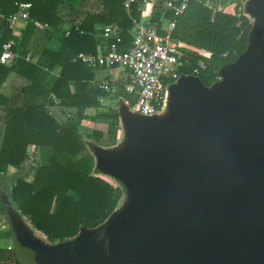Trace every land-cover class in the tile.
Returning a JSON list of instances; mask_svg holds the SVG:
<instances>
[{
	"label": "water",
	"instance_id": "obj_1",
	"mask_svg": "<svg viewBox=\"0 0 264 264\" xmlns=\"http://www.w3.org/2000/svg\"><path fill=\"white\" fill-rule=\"evenodd\" d=\"M249 10L247 47L221 81L182 76L168 117L123 108L127 146L93 147L97 169L132 190L123 212L57 249L15 223L31 264H264V0Z\"/></svg>",
	"mask_w": 264,
	"mask_h": 264
},
{
	"label": "trees",
	"instance_id": "obj_2",
	"mask_svg": "<svg viewBox=\"0 0 264 264\" xmlns=\"http://www.w3.org/2000/svg\"><path fill=\"white\" fill-rule=\"evenodd\" d=\"M79 1L0 0V56L3 45L11 40L14 41L12 51L16 54L10 66L0 61V84L13 71L30 81L23 87L21 106L10 105L7 97L0 93V104L7 108L0 148V171L6 173L11 166L21 167L28 158L30 145L52 150L47 162L34 168L32 181L18 178L10 193L11 205L15 203L21 215L30 217L32 226L46 236L47 245H53L56 240L72 239L83 228H95L111 216L118 204L115 186L93 173L96 160L79 130L81 120L88 117L82 111L99 107V97H107L108 92L92 86V68L75 58L79 53L96 54V23L116 24L124 40L130 42L129 30L140 21L138 5L143 0L133 2L130 10L124 6L125 0H101L108 10L107 16L88 14L79 26H71L64 31L65 20L60 10L66 6L69 11H74ZM21 3H29L30 7L27 9V25L18 37L13 34L7 19L19 12ZM165 17L176 20L175 40L212 53L207 60V68L199 75L208 87L216 81L219 68L236 61L245 51L253 25L239 10L237 14L227 13L204 0H189L182 13L177 15L175 11L167 10ZM161 19V15L153 13L151 22L160 23ZM39 25L51 27L57 33L60 45L56 49L46 47L42 59L34 62L27 59V47ZM191 56L201 57L197 53ZM58 65L61 66L60 75L48 88L41 83L42 72ZM189 71L185 69L186 73ZM72 83L74 92L71 91ZM118 94L131 103L136 102V98L125 94L123 89ZM54 97L60 99L62 105L78 107V115L66 122L55 119L47 109ZM119 116L123 119L122 111L120 115L116 112L102 116L115 121L108 127L109 134L115 133ZM90 137L100 141L104 132L96 129ZM4 203L0 195V211L4 209ZM11 220L12 225L16 222L21 224L16 217ZM25 231L31 238L26 228ZM15 235L19 241L17 231ZM18 247L26 262L31 264L20 244ZM14 256V248H0V260H11Z\"/></svg>",
	"mask_w": 264,
	"mask_h": 264
},
{
	"label": "built area",
	"instance_id": "obj_3",
	"mask_svg": "<svg viewBox=\"0 0 264 264\" xmlns=\"http://www.w3.org/2000/svg\"><path fill=\"white\" fill-rule=\"evenodd\" d=\"M136 1L125 0V8L130 10L132 3ZM161 1L164 2V8L160 23H138L131 33L130 42L124 40L117 25H106L103 28V36L107 40L104 51L98 54L79 53L75 58L82 60L90 68L120 67L123 71L120 87L125 94L136 98L129 111L149 117L160 116L165 112L172 85L182 76L199 77L207 68V60L212 56L206 49L177 41L173 37L176 20L165 17V14L167 10H173L177 15L182 13L189 0H181L179 4V0H144V4H157ZM29 7V3H21L19 12L9 16L10 28L13 29V22L18 17L28 19ZM13 45L12 40L3 45L1 63L6 64L14 60L16 54L12 51ZM193 53L201 57L194 58L191 56ZM185 69H189V73H186ZM221 80L222 76L218 75L213 84ZM98 87L108 93L118 90V84H112L108 79L98 84ZM126 104H129V101H126Z\"/></svg>",
	"mask_w": 264,
	"mask_h": 264
},
{
	"label": "crops",
	"instance_id": "obj_4",
	"mask_svg": "<svg viewBox=\"0 0 264 264\" xmlns=\"http://www.w3.org/2000/svg\"><path fill=\"white\" fill-rule=\"evenodd\" d=\"M163 8H164L163 1L158 2L157 4H151V3L144 4V0L140 1L138 5V9L141 12V18H140V21L136 22L133 28L129 30L130 36L138 23L151 22V17L153 13H157L161 15L163 12ZM88 14H96L98 16H107L108 10L105 9L103 2L101 0H80L76 10L74 11H69L66 6L65 7L63 6L60 10V15L65 20L63 30L67 31L68 28L71 26H79L85 20ZM7 20L9 21V19ZM13 23H14V27L13 29L11 28L13 31V34L18 37H21L22 31L27 25V19L18 17L17 20H15ZM112 25H116V24H112ZM104 26H106V24L96 23L94 25V29L96 30V33L94 34V37L96 39V51H97L96 54L100 53L101 51H104L105 46H106L105 44L107 43L106 38L103 36ZM56 35L57 33L51 27L47 25L45 26L39 25L35 29L33 35L31 36L29 40L28 47H27L29 54L27 56V59L37 62L38 60L42 59V52L46 47H51L55 49L59 47L60 43L58 39L56 38ZM12 62L13 61L8 62L6 64L4 63L2 64L6 66H10ZM117 68L120 69L119 78L115 77V74H113L115 72L114 70ZM92 71L94 73L93 79L91 81V84L93 87L98 86V84L102 83L105 79L110 80L112 84H119V82L117 83V81L120 78L123 79V71L120 67L99 66L96 68H92ZM60 72H61L60 65L54 67V69L52 70L44 69L42 72V76H41V83L46 85L48 88H51L56 82L57 78L59 77ZM29 84H30V81L27 78L13 71L7 76L5 81H3L0 84V93L4 95L5 97H7L10 105L21 106L23 87ZM119 89H122V87H120ZM71 91L72 92L75 91L74 83L71 84ZM106 98L107 97H103V96L99 97V100H100L99 107H89L82 111V113L88 117L81 120L80 125H79V130L84 135L85 138H87L89 141L93 143H97V141L93 137H90V136L93 134V131L96 129L104 132V137L102 140L106 139L107 134L110 137L114 135L116 139V137H120L124 129L127 134V128L125 125H124L125 127H123V130L122 128H119V125H118L115 129L114 134L107 133L109 125L115 122L114 119L99 118L96 116L98 114H101L105 110L104 101ZM126 101L127 100H125L124 102L126 103ZM47 109L53 115V117L60 122H62L63 119H64V122H66L69 118L76 117L79 111L78 107L62 105L61 100L55 97L53 98V103L49 104ZM6 110H7L6 106L0 104V148L2 146L4 133H5ZM117 130L119 133H117ZM51 153H52L51 149L36 147L35 145H30L28 149V158L26 159V162H25L26 164L24 163L21 167H18V168L11 166L8 168L6 173H3L0 171V191H1V188L3 189V187L7 185L8 186L11 185V188H12V186L14 185L15 181L18 178H25L27 181H32L33 175L27 174L28 171L25 170L24 167L29 163V161H31L32 165H34L36 160L40 161L42 159L43 154H46L48 157L49 155H51ZM98 164H99V159H98ZM35 231L39 233L40 235H44L42 232H40L37 229H35ZM0 241L3 242L2 240ZM2 247L3 245H0V248Z\"/></svg>",
	"mask_w": 264,
	"mask_h": 264
},
{
	"label": "rangeland",
	"instance_id": "obj_5",
	"mask_svg": "<svg viewBox=\"0 0 264 264\" xmlns=\"http://www.w3.org/2000/svg\"><path fill=\"white\" fill-rule=\"evenodd\" d=\"M204 1L207 4H209L210 6L216 8V9H219V10H223L227 13L237 14V10H239L240 12H242V14L247 16L248 19L250 20V22H252V24H253L255 14L249 10L250 0H204ZM114 71L115 72L113 74H115V77L119 78L120 69L117 68ZM122 81H123V79H121V78L117 81V83L119 82L118 91L120 90L119 86L121 84L120 82H122ZM118 91L108 93L107 98L104 101V104H105L104 109L105 110L101 114L96 115L97 117L102 118V116L105 114H111V113H116V112L119 113V115H120V111L123 108H127L129 110L131 109V105L133 103L129 102V104H126L124 102L126 100V97L123 98L122 96H119ZM170 114H171V110L169 109V107H167L165 109V112H162L160 115H161V117L162 116L168 117ZM62 122H64V119ZM118 125H119V128H122V130H123V127H125L123 119L120 116H119V120H118ZM107 133H105V134H107ZM117 133H119L118 130H117ZM117 138H119V139H117ZM85 139L87 141L88 149L94 155L95 160H96V164H95V167L93 169V173L95 175H99V176L104 177L106 180H108L109 182H111L115 186V188H116V194L115 195H116V198L118 199V204H117V207H116L115 211L113 212V214L108 219L103 220L95 228L90 229L92 232H99L101 229H103L108 224V222L110 221V219L112 218V216L114 214L121 213L126 209L129 202L130 201L132 202V195L133 194H132L131 188L128 186V184L124 180L122 181L118 177H116L115 175L105 173V172H102V171L97 169L98 159H97V156L95 155V153L93 152L92 149H93V147H99V148L106 149V150L107 149L108 150L124 149L127 146L128 133L126 134L125 129H124L122 131L120 137H116V139H115L114 135H112V137H110L107 134L106 139L97 141V143H93V142L89 141L87 138H85ZM47 159H48L47 155L43 154L42 159L40 161L36 160L34 165H32V162L29 161V163H28L29 165L27 164L24 167L25 170L28 171L27 174L33 175L34 168L40 164L46 163ZM0 192H1L0 195L3 197L4 201L6 202V203H4V209L0 211V240L3 241V242L0 241V245H3L2 248L12 247L15 250V256L13 259H11V260H0V264H28L26 262V260L23 258L22 254L20 253V248L18 247L19 241L15 235L16 225H12V220H11L15 217L19 220V222L21 224H23V226H25L27 231L32 235V237H31L32 242L37 243V244H39L45 248H46V246H48V247H50V249L51 248L57 249V248L65 245V244L72 242V241L79 238L80 233L72 239L56 240L53 243V245H47L46 236L40 235L39 233H37L35 231V229L33 228L32 224H31L30 217L25 216V215H21L18 212L17 205L15 203H12V205H11V203H10L11 185L10 186H8V185L4 186L3 189L1 188ZM119 264H134V263H119Z\"/></svg>",
	"mask_w": 264,
	"mask_h": 264
},
{
	"label": "bare ground",
	"instance_id": "obj_6",
	"mask_svg": "<svg viewBox=\"0 0 264 264\" xmlns=\"http://www.w3.org/2000/svg\"><path fill=\"white\" fill-rule=\"evenodd\" d=\"M170 100H171V92H169V96H168V99H167V104L170 103Z\"/></svg>",
	"mask_w": 264,
	"mask_h": 264
}]
</instances>
